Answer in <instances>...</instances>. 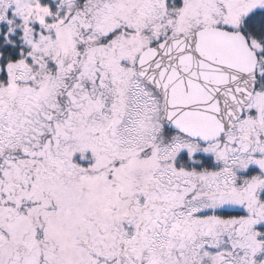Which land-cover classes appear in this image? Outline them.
<instances>
[{"label": "snow or ice", "instance_id": "6c2138e0", "mask_svg": "<svg viewBox=\"0 0 264 264\" xmlns=\"http://www.w3.org/2000/svg\"><path fill=\"white\" fill-rule=\"evenodd\" d=\"M0 264H264V0H0Z\"/></svg>", "mask_w": 264, "mask_h": 264}]
</instances>
